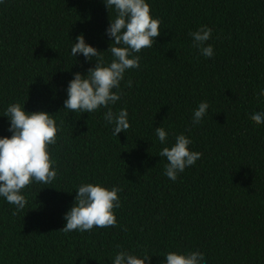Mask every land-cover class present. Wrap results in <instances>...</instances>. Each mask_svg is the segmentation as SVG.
<instances>
[{"label": "trees", "instance_id": "obj_1", "mask_svg": "<svg viewBox=\"0 0 264 264\" xmlns=\"http://www.w3.org/2000/svg\"><path fill=\"white\" fill-rule=\"evenodd\" d=\"M147 2L161 34L113 89L121 96L110 107L126 108L130 123L116 136L107 108H64L74 74L96 65L71 55L76 38L84 34L106 64L113 59L104 0H0V138L12 135L4 115L16 102L53 114L59 129L49 145L56 179L33 180L16 215L0 197V264H114L120 251L150 264H166L169 252H199L202 264H264V123L250 118L264 111V0ZM202 26L213 30L212 57L189 35ZM201 102L209 108L194 124ZM180 134L202 156L172 181L159 153ZM86 183L121 189L117 224L65 233Z\"/></svg>", "mask_w": 264, "mask_h": 264}, {"label": "clouds", "instance_id": "obj_2", "mask_svg": "<svg viewBox=\"0 0 264 264\" xmlns=\"http://www.w3.org/2000/svg\"><path fill=\"white\" fill-rule=\"evenodd\" d=\"M110 13V25L107 35L114 38L107 50L113 59L105 63L101 51L86 43L84 34L76 38L71 48V55L77 57L82 54L88 60L95 59L96 65L90 68L85 76L75 73L70 81L64 102V108L72 112L92 113L99 108H107L104 119L114 125L113 135L119 136L130 128L127 109L113 112L110 105L120 99L121 81L129 69L140 67V56L137 55L144 48H150L156 37L160 36L158 18L151 15L150 4L147 0H104ZM115 11V18L111 13ZM212 28L202 26L199 30L189 33L193 38V47H199L201 54L212 57V45L205 43L212 36ZM132 81H128L131 87ZM264 95V90L258 94ZM209 108L207 102H201L194 111L193 123H199ZM10 120V137L0 138V197L6 198L9 204L16 208V215L23 210L28 201L22 190L33 180L37 183L50 184L57 177L53 167L55 161L49 152V145L57 142L59 131L53 114L45 111L27 112L25 105L16 102L10 104L5 115ZM255 124L264 123V111L251 115ZM156 136L161 143L167 141L168 133L163 127L156 128ZM192 141L184 134L175 137L171 147H163L159 156L166 158L165 175L175 181L178 173L186 167L192 166L202 153L191 151ZM118 187L111 189L101 184L86 183L78 187L74 206L65 214L66 226L61 229L65 233L73 230L89 231L93 227L106 228L115 226L117 218L115 209L119 208L120 199ZM151 257L143 258L127 251H120L114 257V264H150ZM204 257L199 252L180 254L169 252L166 264H202Z\"/></svg>", "mask_w": 264, "mask_h": 264}]
</instances>
